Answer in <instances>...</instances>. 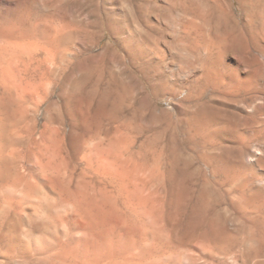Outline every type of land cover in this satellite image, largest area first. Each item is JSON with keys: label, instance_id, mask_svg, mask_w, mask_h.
Returning a JSON list of instances; mask_svg holds the SVG:
<instances>
[{"label": "rangeland", "instance_id": "obj_1", "mask_svg": "<svg viewBox=\"0 0 264 264\" xmlns=\"http://www.w3.org/2000/svg\"><path fill=\"white\" fill-rule=\"evenodd\" d=\"M154 1L39 0L75 37L26 68L28 0H0V264H264V125L226 142L195 95L150 85Z\"/></svg>", "mask_w": 264, "mask_h": 264}, {"label": "bare ground", "instance_id": "obj_2", "mask_svg": "<svg viewBox=\"0 0 264 264\" xmlns=\"http://www.w3.org/2000/svg\"><path fill=\"white\" fill-rule=\"evenodd\" d=\"M38 1L27 2L29 28L20 37L25 40L10 42L18 47L20 60L28 62L26 68L56 59L61 45L75 37L69 20H61L53 5L50 9L43 10L45 6L37 9ZM159 1L163 0H155L152 4L143 2L139 18L141 54L149 56L147 68L152 71V75L147 76L150 85L163 88L171 84L172 88L186 91L187 99L196 97L193 100L198 106L210 109L207 123L216 121L218 124L212 134L226 142H238L249 131L256 133L259 125H264V0H165L162 4ZM149 10L159 12L162 23L158 22L159 30L146 19ZM38 25L45 27H40L43 32L39 35L30 29ZM22 41L29 45L24 46ZM44 72L49 70L43 69L42 74ZM20 73L23 88L32 92L35 87L28 88L32 85L29 77L26 79L27 76ZM196 90L207 92L208 100L199 103ZM222 124L224 126L220 127ZM15 240L10 237V244H15Z\"/></svg>", "mask_w": 264, "mask_h": 264}]
</instances>
